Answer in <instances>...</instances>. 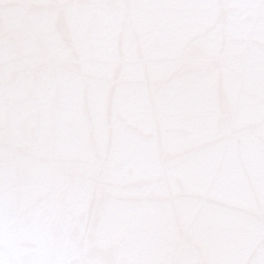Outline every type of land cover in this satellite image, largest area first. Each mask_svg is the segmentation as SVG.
<instances>
[{
    "label": "snow or ice",
    "instance_id": "6c2138e0",
    "mask_svg": "<svg viewBox=\"0 0 264 264\" xmlns=\"http://www.w3.org/2000/svg\"><path fill=\"white\" fill-rule=\"evenodd\" d=\"M0 264H264V0H0Z\"/></svg>",
    "mask_w": 264,
    "mask_h": 264
}]
</instances>
